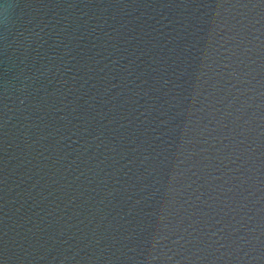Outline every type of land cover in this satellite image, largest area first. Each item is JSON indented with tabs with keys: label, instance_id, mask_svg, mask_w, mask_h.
<instances>
[{
	"label": "water",
	"instance_id": "water-1",
	"mask_svg": "<svg viewBox=\"0 0 264 264\" xmlns=\"http://www.w3.org/2000/svg\"><path fill=\"white\" fill-rule=\"evenodd\" d=\"M252 5L0 0V264H264Z\"/></svg>",
	"mask_w": 264,
	"mask_h": 264
},
{
	"label": "snow or ice",
	"instance_id": "snow-or-ice-1",
	"mask_svg": "<svg viewBox=\"0 0 264 264\" xmlns=\"http://www.w3.org/2000/svg\"><path fill=\"white\" fill-rule=\"evenodd\" d=\"M249 3H251V0H249ZM237 6H244V7H248L249 4H238ZM252 6H264V0H259V5H252Z\"/></svg>",
	"mask_w": 264,
	"mask_h": 264
}]
</instances>
